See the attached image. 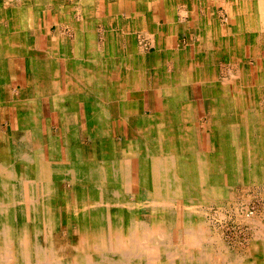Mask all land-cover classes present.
<instances>
[{"label": "bare ground", "instance_id": "obj_1", "mask_svg": "<svg viewBox=\"0 0 264 264\" xmlns=\"http://www.w3.org/2000/svg\"><path fill=\"white\" fill-rule=\"evenodd\" d=\"M45 1L0 0V39L27 48L20 30ZM227 6L233 20L227 31L201 21L187 51L167 53L158 45L160 62L146 79L153 104L146 108L109 99L113 90L99 70L77 71L83 99H52L61 121L56 132L48 121L47 139L36 53L23 51L27 86L9 98L2 92L11 84L4 61L14 56L0 55V111L13 115L6 126L0 121L7 134L0 146V264H264V228L250 227L248 250L237 256L222 234L216 239L200 225L210 203L229 201L241 215L250 201L233 192L256 189L264 202V0ZM153 45L146 40V48ZM248 45L249 58H261L249 74ZM189 81L204 83L208 93L199 99L209 106L212 130L203 150L183 87ZM116 121L126 127L120 138ZM241 216L257 224L252 211Z\"/></svg>", "mask_w": 264, "mask_h": 264}, {"label": "crops", "instance_id": "obj_2", "mask_svg": "<svg viewBox=\"0 0 264 264\" xmlns=\"http://www.w3.org/2000/svg\"><path fill=\"white\" fill-rule=\"evenodd\" d=\"M227 7V0L173 4L170 0H46L42 6L32 9L34 18L28 23L31 25L20 30L21 36L29 41L27 48L14 47L8 41L9 37L0 39V55L14 56L4 61L11 84H7L2 92L9 98L27 86L22 56L23 51L30 49L37 55L32 60V68L37 74L36 88L43 99L42 128L46 139L48 121L52 122L55 132L61 121L59 112L52 109V99H83V89L76 74L79 70H99L106 81L105 87L110 86L113 90L109 99L140 100L143 104L144 99H153L152 94L147 95L146 79L148 70H155L160 62L158 45L162 43L167 53L187 51L196 43L195 34L201 21L210 26L219 23L227 31L229 25L224 20L229 15L223 16ZM167 23L178 25L165 28ZM166 29L172 33L168 34ZM146 40L153 41L152 49L146 48ZM249 53V49L244 52L248 74L257 69V63L261 61L260 57L249 59ZM164 72L168 74L167 79L175 77L167 69ZM21 78L25 81L23 85L19 84ZM183 87L188 99L193 100L195 136L203 150V142L209 141L212 130L210 118L202 110L204 101L202 107L199 99H205L208 93L204 83L198 81H189ZM119 89V95L115 97L114 93ZM123 126L121 122H115L117 138L123 135L126 129ZM86 132L84 130L83 137L87 136ZM6 140V132L0 129L1 147L6 146Z\"/></svg>", "mask_w": 264, "mask_h": 264}, {"label": "rangeland", "instance_id": "obj_3", "mask_svg": "<svg viewBox=\"0 0 264 264\" xmlns=\"http://www.w3.org/2000/svg\"><path fill=\"white\" fill-rule=\"evenodd\" d=\"M223 16L226 17L228 15L225 14ZM232 21L233 20L231 17H226V20H224V22L226 23L228 22L227 24H231ZM247 49H249L250 51V53L247 54V57L249 58L251 54L250 45H248L247 48H245V50ZM24 65L25 64H23V66ZM24 83H25L24 79L21 78L19 84L23 85ZM148 101L152 103V99H144L143 104H141V106L146 108ZM201 102L202 100H200V106L203 107V105H201ZM205 103L206 102L204 101V107L202 110L204 111V115L209 116L210 118V109L208 104ZM12 116L13 115L9 110V108L5 107L3 110L1 109L0 121H2L3 124L8 122ZM4 126H6V124H4ZM86 135H88L87 132ZM204 145L205 146L210 145V137H209V141L205 140ZM229 148H231V146ZM260 192L261 193H259V190L256 189H254L250 193V195H247L246 193L240 191H238L237 193L233 192L234 196L239 200L243 199L246 201H250L249 206L247 208H244V210H242L241 215H244L246 211H252L254 213L253 219L255 218L257 224L251 226V224L248 222L244 223L241 219L243 218V216H241L240 214L237 215V213L233 212V203H229L228 201L225 202L224 204L222 203L219 207L213 205L214 203H210L208 205L209 208H207L205 214L206 219L204 221H201L200 225L203 224L204 225L203 227H206L209 230V232H211V235H213V237L216 239H217L216 237L217 235L222 234V237L220 236L223 240L222 244L227 246V248L230 250L232 254L234 253L235 255H237L239 253L237 256H242V254H245V252L248 250L250 241L252 239L251 231L249 230H251L252 227H254L255 229L264 228V210H263L264 202L260 198L263 192L262 191ZM257 194L258 196L256 197ZM199 212L205 213V211H202L201 209H199ZM62 214L63 213H61L60 216ZM146 219L148 220V217H146ZM65 243L66 242H64V244Z\"/></svg>", "mask_w": 264, "mask_h": 264}]
</instances>
